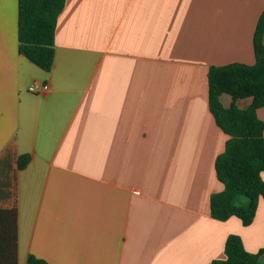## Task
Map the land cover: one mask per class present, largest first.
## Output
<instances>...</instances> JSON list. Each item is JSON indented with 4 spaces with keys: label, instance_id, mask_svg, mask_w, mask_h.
<instances>
[{
    "label": "crops",
    "instance_id": "0c3cea01",
    "mask_svg": "<svg viewBox=\"0 0 264 264\" xmlns=\"http://www.w3.org/2000/svg\"><path fill=\"white\" fill-rule=\"evenodd\" d=\"M263 11L264 0H66L48 72L19 50L18 0H0V208L18 209V264H212L230 235L264 248V199L250 226L212 216L229 136L208 84L213 66L255 64ZM35 83L50 90L32 94Z\"/></svg>",
    "mask_w": 264,
    "mask_h": 264
},
{
    "label": "trees",
    "instance_id": "16d2710c",
    "mask_svg": "<svg viewBox=\"0 0 264 264\" xmlns=\"http://www.w3.org/2000/svg\"><path fill=\"white\" fill-rule=\"evenodd\" d=\"M66 0H18L19 50L33 64L51 71L55 56V32ZM256 62L213 66L208 73L209 107L220 129L229 136L225 150L215 161L216 174L224 190L210 199L212 216L219 221L239 218L250 226L259 201L264 199V122L258 109L264 107V11L254 34ZM229 94L231 107L225 108L220 97ZM252 98L247 109L236 101ZM28 156L19 159L24 169ZM225 258L212 264H264V248L257 253L246 250L238 235L228 236ZM0 264H18V209L0 208ZM26 264H48L29 255Z\"/></svg>",
    "mask_w": 264,
    "mask_h": 264
},
{
    "label": "built area",
    "instance_id": "2783aa9c",
    "mask_svg": "<svg viewBox=\"0 0 264 264\" xmlns=\"http://www.w3.org/2000/svg\"><path fill=\"white\" fill-rule=\"evenodd\" d=\"M50 90L48 83H35L29 88V92L35 95H42Z\"/></svg>",
    "mask_w": 264,
    "mask_h": 264
}]
</instances>
